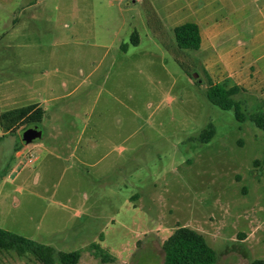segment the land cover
Listing matches in <instances>:
<instances>
[{
    "label": "rangeland",
    "instance_id": "374dc122",
    "mask_svg": "<svg viewBox=\"0 0 264 264\" xmlns=\"http://www.w3.org/2000/svg\"><path fill=\"white\" fill-rule=\"evenodd\" d=\"M171 1L0 0V113L39 103L50 116L0 128V229L81 251L78 264H102L91 243L110 264H162L179 225L204 237L214 264L264 260L262 133L207 101L206 58L176 47L172 28L185 18L167 16ZM150 2L154 37L141 22ZM257 2L244 0L250 36ZM256 84L233 97L245 112L264 101ZM209 125L208 143L189 140ZM30 127L41 136L24 145ZM0 264L39 263L0 251Z\"/></svg>",
    "mask_w": 264,
    "mask_h": 264
},
{
    "label": "trees",
    "instance_id": "16d2710c",
    "mask_svg": "<svg viewBox=\"0 0 264 264\" xmlns=\"http://www.w3.org/2000/svg\"><path fill=\"white\" fill-rule=\"evenodd\" d=\"M174 43L179 49L197 50L201 39L199 28L194 23H184L172 30ZM130 43L137 45L138 35L134 31ZM241 91L237 86L229 87L225 82L212 83L207 80L205 97L207 101L221 110L232 111L240 123L250 122L261 133L264 140V101L255 112L248 113L242 110V102L233 97ZM45 112L37 106L16 108L0 113V128L4 131L12 129L21 121L38 124L44 118ZM214 135L211 125L203 129L197 137L189 138L201 144L208 143ZM255 167L260 165L258 160L253 162ZM243 237V234H239ZM0 251L14 253L18 257L31 256L39 264H78L81 251L62 252L50 246L37 243L17 234L0 229ZM86 251L102 264L114 262V257L100 247L98 243H91ZM162 264H214L217 253L207 244L204 237L193 229L185 226H176L173 232L162 243ZM249 264H264V260L253 259Z\"/></svg>",
    "mask_w": 264,
    "mask_h": 264
},
{
    "label": "crops",
    "instance_id": "0c3cea01",
    "mask_svg": "<svg viewBox=\"0 0 264 264\" xmlns=\"http://www.w3.org/2000/svg\"><path fill=\"white\" fill-rule=\"evenodd\" d=\"M173 1L170 2L171 4H167V8L172 9V12L167 13V16H183L182 18L185 19L180 21L179 25L194 23L199 28L201 43L197 51H200L201 55L204 54L203 56L206 58L202 70L207 76V80L212 83L225 82L229 87L241 88L243 92L251 88L259 90L260 87L258 89L257 82L264 85V81L259 79L264 64L261 68L256 67L257 64H255L264 58V53L256 54L257 49L264 46V0H257L255 5L258 19L255 22L256 32L252 36H250V28L247 22L250 8L249 4L244 3V0H176L179 4H174ZM153 5L150 2L145 7L144 15L141 18L149 37H154L155 33L158 32L159 29L156 26H161L158 16L155 17ZM234 41L238 43H234ZM139 42L140 39L138 38L137 45ZM120 47L123 48L124 46ZM252 57L255 58L253 62L250 60ZM244 64H247L246 67ZM30 106L41 108L39 103ZM44 112V119L50 120V116L45 110ZM85 125L86 123H84L81 133L86 131ZM58 133L55 132L57 135ZM74 149L77 150V147L74 146ZM85 149L89 148L86 147ZM20 155V149L14 150L15 157ZM79 162L84 163L83 160H79Z\"/></svg>",
    "mask_w": 264,
    "mask_h": 264
},
{
    "label": "water",
    "instance_id": "95a60500",
    "mask_svg": "<svg viewBox=\"0 0 264 264\" xmlns=\"http://www.w3.org/2000/svg\"><path fill=\"white\" fill-rule=\"evenodd\" d=\"M40 136L41 133L36 128L33 127L27 131L22 132V134L20 135V139L22 143L25 145L37 138H40Z\"/></svg>",
    "mask_w": 264,
    "mask_h": 264
},
{
    "label": "flooded vegetation",
    "instance_id": "af4514ba",
    "mask_svg": "<svg viewBox=\"0 0 264 264\" xmlns=\"http://www.w3.org/2000/svg\"><path fill=\"white\" fill-rule=\"evenodd\" d=\"M30 128H33V127H30ZM30 128H29V129H30Z\"/></svg>",
    "mask_w": 264,
    "mask_h": 264
}]
</instances>
